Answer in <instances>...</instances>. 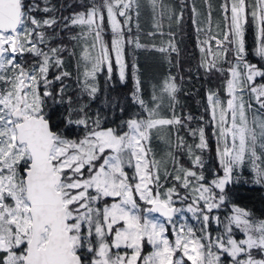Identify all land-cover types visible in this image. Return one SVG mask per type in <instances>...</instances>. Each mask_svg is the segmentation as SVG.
<instances>
[{
  "label": "snow or ice",
  "instance_id": "snow-or-ice-1",
  "mask_svg": "<svg viewBox=\"0 0 264 264\" xmlns=\"http://www.w3.org/2000/svg\"><path fill=\"white\" fill-rule=\"evenodd\" d=\"M245 191L264 192V0H0V264H264Z\"/></svg>",
  "mask_w": 264,
  "mask_h": 264
},
{
  "label": "trees",
  "instance_id": "trees-1",
  "mask_svg": "<svg viewBox=\"0 0 264 264\" xmlns=\"http://www.w3.org/2000/svg\"><path fill=\"white\" fill-rule=\"evenodd\" d=\"M70 2V0H69ZM167 2L173 3V4H178V0H167ZM200 3V7L202 8L203 0H196V4ZM212 3L214 6H218L220 3V0H212ZM148 17L151 18L150 12H147ZM186 15H190V13L186 12ZM218 16V11L213 12V17L214 19ZM142 21V16L140 17V22ZM150 30V28L146 29V31ZM145 31V32H146ZM185 33L183 35V39L180 42V48L182 49V54H187L190 59H187L184 61V66L187 68L188 64L195 65L196 59L199 56V52L196 49V40L195 36L192 30V27L189 25L185 29ZM179 39V37H178ZM142 63L144 62L143 59L141 61ZM163 68L161 69V67ZM148 67H149V75L150 76H155L157 78V75L160 74V69L164 72L167 73L168 66L166 64L163 65H154L153 62L150 60L148 61ZM175 72L176 70L173 69ZM114 76H115V69H114ZM100 82H101V88L103 90L102 95H108L110 97H115L117 98L118 101L124 104L126 108V112L124 113L125 116H131L135 117L137 111L139 109H136L135 105L129 106L124 98H126L130 92L131 85H121L119 82H116L115 87L113 88H108L106 84L104 83L106 80V77L101 74L100 77ZM204 82L200 79H197L195 76L192 77V79H188L187 73H185V80L183 81V89L184 91L181 92L180 94V100L183 104V106L193 112L196 113L198 108H199V101L203 97L204 93V86H202ZM192 92L194 95H185L184 92ZM100 100L101 97L98 96L97 100L93 103L92 107L93 109L97 108L100 106ZM105 110H107V107L105 106ZM245 199L241 201L242 206H245L252 210L257 216H260L262 213H264V192L262 191H257V192H242L241 193Z\"/></svg>",
  "mask_w": 264,
  "mask_h": 264
},
{
  "label": "rangeland",
  "instance_id": "rangeland-1",
  "mask_svg": "<svg viewBox=\"0 0 264 264\" xmlns=\"http://www.w3.org/2000/svg\"><path fill=\"white\" fill-rule=\"evenodd\" d=\"M198 7H200V3L198 4ZM147 12H150L147 8H143V9L141 10L142 21L140 22V25H141V28H142L144 31H146V29H148V28H151V18L148 17ZM150 61L153 62L154 65H158V64H159V63H158L157 61H155V60H150ZM160 65H161V64H160ZM162 68H163V66L161 67V69H162ZM161 69H160V74L157 75V79L160 78L161 75L166 74V73H164ZM152 82H154V81H152ZM150 90H151V89H150V87H149L148 91H150ZM146 98H147V96H146ZM157 146H158V148L160 147L159 144H158ZM188 216L190 217L191 214L189 213ZM189 222H190V223H191V222H195V224H196V221L189 220Z\"/></svg>",
  "mask_w": 264,
  "mask_h": 264
},
{
  "label": "flooded vegetation",
  "instance_id": "flooded-vegetation-1",
  "mask_svg": "<svg viewBox=\"0 0 264 264\" xmlns=\"http://www.w3.org/2000/svg\"><path fill=\"white\" fill-rule=\"evenodd\" d=\"M192 224H195V222H191Z\"/></svg>",
  "mask_w": 264,
  "mask_h": 264
}]
</instances>
